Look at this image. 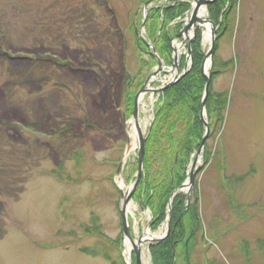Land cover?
<instances>
[{
    "label": "rangeland",
    "instance_id": "obj_1",
    "mask_svg": "<svg viewBox=\"0 0 264 264\" xmlns=\"http://www.w3.org/2000/svg\"><path fill=\"white\" fill-rule=\"evenodd\" d=\"M29 2L33 9L21 13L18 5V19L7 22L6 0H0V264H111L84 247L117 261L121 253L131 264L120 188L127 191L135 181L137 149L120 175L117 169L132 128L131 97L158 69L147 49L139 48L133 23L148 37L141 25L159 1ZM230 5L226 0L219 16L221 29L228 23V30L217 40L214 58L224 68L213 84L214 91L228 93L229 102L223 125L211 127V156L193 153L187 162L191 173L198 160L195 183L181 194L186 211L196 205L200 221L186 216L187 235L193 232L196 245L191 243L189 258L187 243L180 244L176 264H264V0ZM81 18L84 31L69 39L67 22ZM95 32L98 39L89 41ZM175 41L181 56L185 50ZM209 47L206 42V52ZM47 49L54 52L44 54ZM165 79L163 73L151 86ZM157 97L145 96V135ZM42 103L49 118L40 132L35 123L43 117ZM72 123L80 126V138L57 133ZM135 195L129 213L134 238L147 229L165 233L166 219L154 228L153 211ZM144 246L153 264L151 244ZM132 256L136 264L134 251Z\"/></svg>",
    "mask_w": 264,
    "mask_h": 264
},
{
    "label": "trees",
    "instance_id": "obj_2",
    "mask_svg": "<svg viewBox=\"0 0 264 264\" xmlns=\"http://www.w3.org/2000/svg\"><path fill=\"white\" fill-rule=\"evenodd\" d=\"M146 1L155 0H139L138 6H141ZM238 1L239 0H228L232 7H236ZM225 3L226 0H216L209 6L212 19L216 24L220 23L219 16L224 9ZM3 5H5L3 12L7 15V18L3 20H7V22L18 19L19 6L21 13L26 12L23 11V9H33L35 6V4L29 2V0L24 4L23 0H6V3H3ZM190 7V3L187 1L175 0L174 3L159 4L150 10L145 22L147 35L149 39L154 42L156 49L163 58H170V40L172 35L177 33L180 27L177 25L172 28L171 23L179 17H182ZM108 11L111 13V10ZM230 13L231 8H228L224 14L225 19H228ZM52 15H55V13ZM50 19L55 20V16ZM82 19L83 18L74 21V23L67 22V26L72 31V34H67L69 39L81 34L80 31H84L80 28L83 23ZM133 28H135L134 23ZM43 30L44 29L41 28L40 31ZM51 30L55 32L53 28H51ZM227 30L228 23L226 26H223L222 29L220 28L218 36L220 37V35ZM96 34L97 32L94 33L95 36H90L89 41L95 38L98 39ZM82 38L84 40L83 43L87 41L85 36H82ZM137 41L139 48L141 50H146L143 42L138 38ZM60 46L61 45H59V47ZM192 50L194 58L193 66L178 82L168 87L161 94L155 108L153 124L146 140L144 176L136 192L137 195L135 196L139 197L141 203L153 211L154 219L152 224L154 228H157L167 218V208L172 194L176 188L181 186L188 178L187 162L191 155L199 148L205 133V123L201 117L202 100L206 85V79L202 73L205 52L200 31L193 41ZM43 51L54 52L52 49ZM151 59L154 60L152 56ZM222 68L224 67L213 57V73L206 105L209 123L213 129L212 131L217 128V125H223L225 121L224 111L227 109L229 102L228 93L214 91V80L218 73L221 72ZM130 81H132V79ZM141 83L142 82H139L137 85H141ZM129 97L127 95V100L130 99ZM133 97L134 96H132L131 99ZM41 114L43 117L39 122L35 123L37 129L35 131L39 129L41 132V130H44L48 125V108L43 103L41 104ZM24 121L27 122V120ZM59 132H61L63 136L73 135L76 138L82 136L81 128L77 123H72V125L68 124L64 127V130L57 131V133ZM51 134L54 136L55 130H53ZM204 152L207 158L211 156L207 144ZM0 163H3V161H0ZM172 208L173 213L170 234L167 238L150 246L153 264H175L176 259L173 257V251L177 250L180 244L183 243L185 245V241L190 236V234L187 235L185 218L191 213L193 222L196 220L194 205L193 211H186V196L183 194L178 193L175 196ZM193 238L194 236L189 238L188 256L190 258L192 253L191 246L192 244H194V246L196 245L195 241L192 243ZM81 250L92 256L102 255L110 261L111 264H126L121 253L120 260L117 261L109 252L101 253V251L89 247H84Z\"/></svg>",
    "mask_w": 264,
    "mask_h": 264
},
{
    "label": "water",
    "instance_id": "obj_3",
    "mask_svg": "<svg viewBox=\"0 0 264 264\" xmlns=\"http://www.w3.org/2000/svg\"><path fill=\"white\" fill-rule=\"evenodd\" d=\"M215 0H195V5L193 7L192 13L190 15L189 21L188 23L185 25L184 30L178 35L181 36L184 33H188L191 29L194 30V35H196L197 33V29L199 26V22L202 23L204 21V19H202L201 17H199V11L203 6L212 4ZM149 2H147L146 4H148ZM206 20L211 24V45L208 49V51L205 54V58L202 64V72L203 75L206 79V85H205V90H204V96H203V100H202V111H201V117L206 125V132L205 135L201 141L200 147L197 151V158L201 155V153L204 150V147L206 145L207 139L209 138L210 135V125L207 119V113H206V103H207V98L209 96L210 93V84H211V77H212V70H211V66H212V57L215 53L216 50V44H217V26L215 25V23L212 21V19L210 17H207ZM203 26V25H200ZM138 35L143 39V41L145 42V44L148 47H153L151 46V44L145 40V38L141 35V33L138 32ZM189 52L191 55V59H192V50H191V44H189ZM174 54L176 55V60L178 59V55H177V48H174ZM154 55L157 57L158 59V64H159V70L156 71L151 77L148 78V80L144 83V85L139 89V91L137 92V94L135 95L134 98V109H133V116L132 119L135 121L136 123V127H137V131H138V137H139V145H138V170L135 176V181L133 182L132 185L129 186V188L127 189V191H123L121 188V194H122V199H123V203H122V208H121V213H122V217H123V228H124V234L125 237L130 239L133 242V247H134V252L136 255V264H143V260H142V250H141V244H142V238H139L137 240V242L135 241V238L131 232L130 229V225H129V207L131 205V202L133 200V196L135 194V192L137 191L139 184L142 180L143 177V173H144V159H145V152H146V140H147V136L150 132V130L148 131V133L145 135L143 132V129L141 128L140 124H139V115H140V98L144 93L147 92H158L161 93L164 90H166L168 87L174 85L176 82L179 81V79H181L188 71L187 67L184 69V71L182 73H180V64H173V67H177L178 69V74L175 76L174 80L171 81L170 83H168L167 85L161 87V88H152L149 87L151 86V78L154 76H157L159 74L160 71H164L163 69V62L162 60L157 56L156 52L154 51ZM208 66V67H207ZM173 69V68H172ZM132 122V121H131ZM131 152V140L130 138L128 139L127 142V148L124 154L123 159L121 160L118 170H117V174L120 175L121 170L126 162V158L127 156L130 154ZM198 160H196L193 163V168L195 169V166L197 165ZM194 169L191 170V174H190V178L184 182L180 187H178L175 192L173 193L172 197H174L176 195L177 192L179 191H185L186 189H190V186L194 185L195 183V171ZM172 199L169 202V216H168V220H167V230L165 231V233H163L161 236L155 237L153 239H151L150 243H156L159 242L163 239H165L170 231H171V218H172ZM173 255L175 256V252L173 253Z\"/></svg>",
    "mask_w": 264,
    "mask_h": 264
},
{
    "label": "bare ground",
    "instance_id": "obj_4",
    "mask_svg": "<svg viewBox=\"0 0 264 264\" xmlns=\"http://www.w3.org/2000/svg\"><path fill=\"white\" fill-rule=\"evenodd\" d=\"M199 17H201L202 19H204V21L202 22V25L205 27V34H206V39H209L210 37V29H211V25L207 22L206 18L208 17V11H207V7L203 6L200 11H199ZM208 67V66H207ZM145 96L146 93H144L141 98H140V115H139V124L141 126V128L143 129V120L141 118L142 115V110L145 107L146 108V101H145ZM153 100V99H152ZM129 136L131 137V142H132V150L136 149V147L139 145L138 143V131H137V127H136V123L133 120L132 121V128H131V132L129 134ZM124 185L123 181L121 182V186ZM131 210V208L129 207V211ZM163 230H161L159 233H151V231L149 229L146 230L145 234L141 237H138L137 240L139 238H142V244H141V250H142V260H143V264H151L150 260L146 258V252H145V244H148L151 239L158 237L160 235H162ZM137 240L135 239V241L137 242ZM126 255L128 260L132 263L133 260V242L130 239H126Z\"/></svg>",
    "mask_w": 264,
    "mask_h": 264
}]
</instances>
